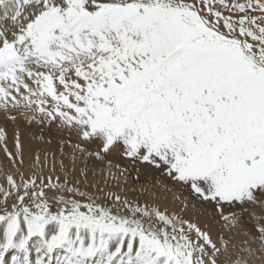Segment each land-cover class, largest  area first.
Instances as JSON below:
<instances>
[{"label": "snow or ice", "instance_id": "6c2138e0", "mask_svg": "<svg viewBox=\"0 0 264 264\" xmlns=\"http://www.w3.org/2000/svg\"><path fill=\"white\" fill-rule=\"evenodd\" d=\"M0 114V264H264V0H0Z\"/></svg>", "mask_w": 264, "mask_h": 264}, {"label": "bare ground", "instance_id": "6f19581e", "mask_svg": "<svg viewBox=\"0 0 264 264\" xmlns=\"http://www.w3.org/2000/svg\"><path fill=\"white\" fill-rule=\"evenodd\" d=\"M7 27L8 26H5L6 29ZM17 120L18 124H14L10 120H8L3 114H0V124H7L8 132L10 135L15 131H20L25 144H39L40 142L38 141V139H36L42 134L39 130V126L28 124L23 115H18ZM43 135L45 136V139H47V134L43 133ZM3 167V157L2 155H0V169H2ZM131 174H133V176L136 175L134 169L131 170Z\"/></svg>", "mask_w": 264, "mask_h": 264}, {"label": "rangeland", "instance_id": "374dc122", "mask_svg": "<svg viewBox=\"0 0 264 264\" xmlns=\"http://www.w3.org/2000/svg\"><path fill=\"white\" fill-rule=\"evenodd\" d=\"M122 164L124 165V166H126V167H128V168H130V170H132V169H134V171L136 172V165H133L132 163H131V161H128V160H123L122 161ZM132 168V169H131ZM146 171H148V169H146V168H142V173L143 172H146ZM132 176H133V174H131ZM134 177V176H133ZM150 179V178H149Z\"/></svg>", "mask_w": 264, "mask_h": 264}]
</instances>
